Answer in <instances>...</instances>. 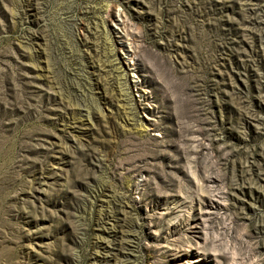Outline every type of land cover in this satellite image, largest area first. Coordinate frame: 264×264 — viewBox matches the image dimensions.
<instances>
[{
	"label": "rangeland",
	"instance_id": "rangeland-1",
	"mask_svg": "<svg viewBox=\"0 0 264 264\" xmlns=\"http://www.w3.org/2000/svg\"><path fill=\"white\" fill-rule=\"evenodd\" d=\"M0 264H264V0H0Z\"/></svg>",
	"mask_w": 264,
	"mask_h": 264
}]
</instances>
